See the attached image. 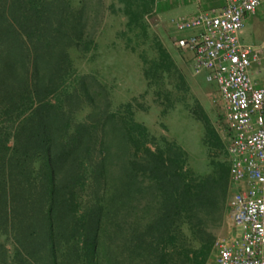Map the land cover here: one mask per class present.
<instances>
[{"label": "trees", "instance_id": "trees-1", "mask_svg": "<svg viewBox=\"0 0 264 264\" xmlns=\"http://www.w3.org/2000/svg\"><path fill=\"white\" fill-rule=\"evenodd\" d=\"M120 2L145 93L163 116L185 105L204 124L210 170L189 168L185 149L152 136L130 103L123 113L96 103L70 54L95 45L83 5L0 0V264H206L215 253L227 146L150 27L155 0Z\"/></svg>", "mask_w": 264, "mask_h": 264}, {"label": "built area", "instance_id": "built-area-1", "mask_svg": "<svg viewBox=\"0 0 264 264\" xmlns=\"http://www.w3.org/2000/svg\"><path fill=\"white\" fill-rule=\"evenodd\" d=\"M169 1L155 0V6ZM263 2L225 0L168 20L175 32H190L177 46L193 53V73L205 71L216 85L212 101L223 108L227 123L233 230L217 237L208 264H264V85L257 86L250 72L261 54L240 37L246 17Z\"/></svg>", "mask_w": 264, "mask_h": 264}, {"label": "rangeland", "instance_id": "rangeland-1", "mask_svg": "<svg viewBox=\"0 0 264 264\" xmlns=\"http://www.w3.org/2000/svg\"><path fill=\"white\" fill-rule=\"evenodd\" d=\"M73 3L76 8L82 5L85 7L86 37L88 40H94L95 45L88 50L72 47L70 54L78 74L88 75L87 80L96 103L102 108L110 104L109 111L121 113L124 112L125 104L130 103L135 119L146 125L152 136L156 139L166 136L176 141L187 152L188 167L199 174L207 173L210 170V152L208 145L204 142L206 132L204 124L196 119L185 105L163 116L160 106L154 101L152 91L145 93L146 82L142 63L137 54L125 48L120 38L119 33L124 29L127 20L120 11L123 6L120 0H73ZM161 6H155L154 10L146 16L150 27L161 37L171 52L178 67L187 78L191 93L227 146L229 136L226 132L224 111L220 105L212 101L217 95L216 85L207 80L205 71L199 74L193 73V53L180 49L173 40V36L180 37L189 31L175 32L168 20L186 13V10L178 8L174 11H165L163 14L160 10ZM243 36L246 43L253 42L250 25L244 28ZM90 110L86 107L78 114L79 117L83 118ZM150 145L153 148L156 147L154 142H150ZM225 156L219 153V157ZM117 169L119 172V166ZM232 230V222L227 211L224 222L215 232L219 237L227 235ZM214 257L215 253L206 264L211 263Z\"/></svg>", "mask_w": 264, "mask_h": 264}, {"label": "crops", "instance_id": "crops-1", "mask_svg": "<svg viewBox=\"0 0 264 264\" xmlns=\"http://www.w3.org/2000/svg\"><path fill=\"white\" fill-rule=\"evenodd\" d=\"M225 2V0H171L167 4L162 5L160 10L163 11H174L178 8L185 9L186 13L180 16H186L196 13L199 10H207L213 6H220ZM178 17V16H175ZM250 25L253 32V42L246 43L244 40V28ZM240 33L242 41L246 44L254 45L257 51L261 54V59L254 63L250 72L252 78L257 86L264 85V2L260 5L255 14L247 16L245 20V26ZM190 32L182 34L180 37L173 36L174 43L177 45V40L181 37L189 35ZM193 61V60H192Z\"/></svg>", "mask_w": 264, "mask_h": 264}]
</instances>
